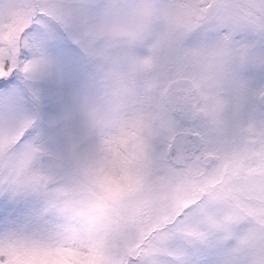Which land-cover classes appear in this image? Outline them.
<instances>
[{
	"label": "snow or ice",
	"instance_id": "1",
	"mask_svg": "<svg viewBox=\"0 0 264 264\" xmlns=\"http://www.w3.org/2000/svg\"><path fill=\"white\" fill-rule=\"evenodd\" d=\"M0 89V264H264V0H10ZM73 161L120 173L87 240Z\"/></svg>",
	"mask_w": 264,
	"mask_h": 264
},
{
	"label": "clouds",
	"instance_id": "2",
	"mask_svg": "<svg viewBox=\"0 0 264 264\" xmlns=\"http://www.w3.org/2000/svg\"><path fill=\"white\" fill-rule=\"evenodd\" d=\"M73 179L76 180V187L66 198L71 201V211L76 215L80 222L84 239L87 240L92 232L86 216L80 215L82 210H87L90 206L98 213L102 209L99 207L104 201L117 194L120 179L119 169L111 167L107 169V175L104 177L93 178L81 174L79 162L73 161L72 166ZM57 193H53L51 199H58ZM61 205L63 200H59ZM44 264H75L70 255L58 258H49Z\"/></svg>",
	"mask_w": 264,
	"mask_h": 264
},
{
	"label": "rangeland",
	"instance_id": "3",
	"mask_svg": "<svg viewBox=\"0 0 264 264\" xmlns=\"http://www.w3.org/2000/svg\"><path fill=\"white\" fill-rule=\"evenodd\" d=\"M10 0H0V7L7 5ZM88 86L87 78L81 84V89ZM6 90L0 89V111L11 102L10 97L2 95ZM78 91V90H77ZM174 261H183L185 264H236L237 257L230 247H226L218 238H209L206 245L193 246L187 242L179 241L172 245V257ZM159 264H168V257H162Z\"/></svg>",
	"mask_w": 264,
	"mask_h": 264
}]
</instances>
